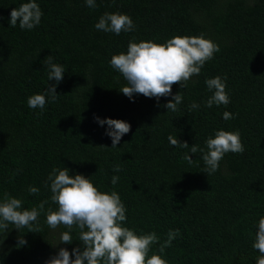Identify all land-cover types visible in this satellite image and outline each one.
Returning a JSON list of instances; mask_svg holds the SVG:
<instances>
[{
  "label": "trees",
  "instance_id": "obj_1",
  "mask_svg": "<svg viewBox=\"0 0 264 264\" xmlns=\"http://www.w3.org/2000/svg\"><path fill=\"white\" fill-rule=\"evenodd\" d=\"M22 2L0 0V197L7 193L34 207L51 195L44 184L48 173L64 166L92 175L104 191H117L128 227L155 231L160 243L178 229L165 249L169 264H255L254 222L264 215V0H96L95 9L84 0H37L43 16L30 31L8 25L10 10ZM106 11L130 15L135 31L96 30ZM200 33L220 50L187 88L172 85V93L183 96L176 112L163 107L170 96L161 97L158 107L155 98L139 94L130 101L119 91L125 81L109 60L130 39L162 43ZM48 55L66 72L57 100L40 113L27 107L26 98L47 87ZM217 75L226 77L231 102L207 108L203 101L211 93L204 80ZM193 101L201 107L190 111ZM225 110L235 117L223 120ZM94 115L130 124L117 148ZM218 128L238 129L245 150L226 154L212 175L202 172L200 153H190L188 164V150L168 140L172 135L203 147ZM117 165L119 173L113 172ZM112 175L120 177L116 185ZM29 186L39 193L30 194ZM48 207L56 205L45 204L39 233L13 225L0 233V264H45L59 247L70 251L79 244H58L65 229L48 227ZM18 236L27 244L18 247Z\"/></svg>",
  "mask_w": 264,
  "mask_h": 264
},
{
  "label": "clouds",
  "instance_id": "obj_2",
  "mask_svg": "<svg viewBox=\"0 0 264 264\" xmlns=\"http://www.w3.org/2000/svg\"><path fill=\"white\" fill-rule=\"evenodd\" d=\"M84 4L91 9L97 7L96 0H84ZM42 16L43 11L37 0H26L10 10L8 25L30 31L41 23ZM93 27L98 31L120 35L122 32L135 31L136 26L127 13L106 11L97 18ZM219 50V45L204 33L173 35L162 43L152 39L137 41L133 38L128 41L125 51L111 56L109 65L123 77L125 84L119 91L130 101L135 95L142 94L146 98H155L159 107L160 98L170 96L171 99L163 107L167 111L176 112L183 102V96L179 91L172 93V85L187 88L189 80L199 76L205 63ZM45 67L47 87L26 98L27 107L39 109L40 113L45 111L46 104L57 100L59 94L56 87L66 72L64 65L55 62L51 55L47 56ZM204 84L211 93L203 101L205 107L227 106L231 102L230 91L226 90V77H206ZM188 107L194 111L201 105L193 101ZM234 117L235 113L227 110L221 114L225 121ZM93 119L98 126L104 127V134L110 138L112 148H117L121 138L130 131V124L121 119L100 118L96 115ZM168 140L172 146L188 150L184 155L188 164L193 162L190 153H200L204 165L202 172L207 175L219 169L220 161L226 154H242L245 150L238 129H214L205 138L203 147L197 144L189 146L172 135L168 136ZM119 171L118 165L113 167V172ZM91 177L64 166L53 167L44 182L51 195L48 200L31 208L23 207L22 199L5 193L0 197V233L25 227L29 229L28 232L39 233L38 218L50 200L56 207L47 208L45 223L53 230L61 225L65 229L60 233L58 244L69 245L74 240L79 244L70 251L66 247H59L45 264H169L165 258V249L171 246L179 230L170 229L167 239L160 243V237L155 231L143 232L128 227L127 208L119 193L115 190H102ZM119 179L118 175H112L110 183L116 185ZM39 191L35 186L28 188V192L33 195ZM9 225L13 227L9 228ZM254 226L256 231L251 247L259 253L255 264H264V215H259ZM74 231L77 232L75 239ZM17 241L18 247L27 244L23 236H18ZM154 244L159 245L156 251H152Z\"/></svg>",
  "mask_w": 264,
  "mask_h": 264
}]
</instances>
